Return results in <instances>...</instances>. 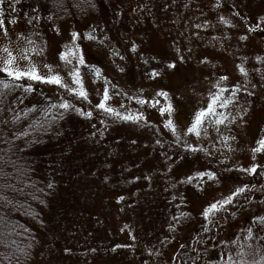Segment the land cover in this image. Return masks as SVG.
<instances>
[{"label":"rangeland","instance_id":"obj_1","mask_svg":"<svg viewBox=\"0 0 264 264\" xmlns=\"http://www.w3.org/2000/svg\"><path fill=\"white\" fill-rule=\"evenodd\" d=\"M50 1L41 0L39 4L21 0L16 4L15 0H4L0 3V20L5 21L12 39L9 44L0 36V46L27 49L26 41H16L17 34L22 33L37 45L46 44L48 62H53L54 54L62 51V46L69 41L70 32H90L96 40L80 42L87 63L99 67L121 93L137 95L143 89V98L150 99L156 91H167L176 106L174 119L181 126L207 95L205 76L228 74L230 83H245L235 69L241 62L237 57L248 58L245 67L252 83L257 84L258 95L247 97L244 91L239 93V106L233 112L249 107V115L246 123L239 122L240 126L232 127L231 134L237 138L232 147L236 151L227 153L217 143L218 151L210 155L208 161L202 157L203 153L198 159L189 154L191 163H175L179 161L175 153L182 150L175 147L169 134L157 131L162 129L163 121L156 109H141L152 127H145L143 121L138 126L112 122L104 117L108 124L106 130L105 125L100 124L101 116L95 111L90 121L74 114L68 119L66 129H59V134L39 152L41 173L45 179L56 183L57 191L38 231V243L29 264H176L175 252L179 245H188L200 230V207L246 182L250 187L255 186L250 194L249 208L241 216L222 222L221 232L214 233L229 241L239 235L243 243L242 230L248 226L254 210L258 209L260 214L264 212L263 197L248 178H239L235 171H223L225 165L220 164V160L224 158L223 152L231 156L229 167H249L257 161L264 164V153L257 154V161L251 159L250 153V149L257 146L256 141L264 137V94H261L264 89L259 88L260 77L254 71V68L264 70V65L254 60L257 55H264V23H261L264 21V0H220L223 5L220 9L213 7L216 0H114L97 13L90 9L87 14V10L79 14L78 19L63 15L62 20L59 17L48 21L43 17L51 13ZM33 8L39 11L34 13ZM237 12L240 15L233 16ZM219 15L236 26L229 28L218 23ZM34 16L42 19L29 24L28 20ZM8 20L17 23L8 24ZM256 25H259L257 31L249 33L248 28ZM53 27L59 28L60 35L55 34ZM240 35H248V40L239 42ZM133 42L138 46L136 53L128 50ZM189 48L191 52H188ZM176 49L184 55L183 63L179 61ZM114 50L125 59L121 61L114 56ZM204 58L216 65L215 69L199 63ZM34 59L41 64V57ZM144 59L149 62L145 64ZM169 62L177 63V69L164 72L155 80L145 75L153 68L163 69ZM118 67H123L124 72H119ZM82 71L90 99L95 104L98 102L97 90H103V78L94 84L88 70ZM247 86L251 88L250 84ZM44 91L54 96L49 88ZM160 99L163 104V98ZM121 102L132 112L140 109V105L129 102L123 95L115 96L110 104L119 109ZM81 106L84 111L92 110L87 103ZM157 139L163 148L155 143ZM198 146L211 148L212 142ZM163 152L172 156V160H166L161 155ZM210 162L220 165L221 171L215 169L222 178L220 187L208 182L204 191H198L196 184L202 182L194 185L179 183L198 169H214ZM173 184L175 188L171 187ZM120 196L124 199L118 202ZM181 196L185 199L181 200ZM180 211L191 212L193 219L178 226L174 234L176 239L168 243L166 237L173 235L168 232L171 218ZM149 252L153 254L150 256ZM157 252L161 254L156 255ZM212 255L215 257L217 252L213 251Z\"/></svg>","mask_w":264,"mask_h":264},{"label":"snow or ice","instance_id":"obj_2","mask_svg":"<svg viewBox=\"0 0 264 264\" xmlns=\"http://www.w3.org/2000/svg\"><path fill=\"white\" fill-rule=\"evenodd\" d=\"M4 0H0L3 3ZM19 4L21 0H15ZM90 7H95L91 4V0H87ZM13 12L17 9L13 5H9ZM72 7H82L79 3H74ZM214 8L220 9L223 7L220 0H216L213 5ZM34 13L39 9L33 8ZM66 11L65 0H52L51 14L43 19L53 21L58 19L60 14ZM2 15V13H0ZM240 13H233V16H239ZM42 17L34 16L28 20L29 24L38 22ZM218 23L226 25L229 28H234L229 19L223 15L217 17ZM8 24L15 25L16 20H8ZM207 24V22H205ZM264 23V21H261ZM210 26V25H208ZM195 27L201 28L202 25ZM259 25L248 28V32L252 33L257 31ZM56 35H60L59 28L53 27ZM39 36V33L36 34ZM0 36L6 39L9 44L12 43L11 36L4 20H0ZM197 38H199L197 36ZM107 39V38H106ZM216 40L215 37L212 38ZM229 39V37H224ZM24 40L29 46L27 49H22L19 46L15 49L8 45L0 46V236L9 239V242L4 245L15 257V264H22L21 256L25 259L23 264H29L27 257L31 255L29 249L34 247L32 242H29L26 247H21V242L12 237L21 235L18 226L11 224L9 213L18 211L17 204L19 198H31L33 201H39L40 204L44 200L38 194L48 196L54 193L56 185L52 180H48L43 187L38 186L37 182L32 179L36 173L35 162L26 159V149L41 143L40 134H47L55 130V125L58 120L64 118L65 113L74 112L76 115L91 120L93 118V111L101 116L100 124L105 125V130L108 124L104 117H108L112 122H124L140 125L143 121L145 127H152L149 124L147 117L143 110L147 108L156 109L162 118V129L169 134L172 143L177 149L176 156L179 161L175 163H191L188 157L189 154L194 159L199 158V154L203 153L204 156L213 155L216 149L215 145L221 144L227 153H234L235 148L232 147V142L236 141V136L232 135V127L240 126L239 122L246 123V117L249 115V107H242L239 111L233 112V109L239 106V93L244 91L247 97L257 96L255 91L257 84L252 83L249 78L250 73L245 65L248 63V58L237 57L241 62L235 65L238 74L244 78L245 83H230L228 74L209 75L205 76L208 81V92L202 102L195 108L185 125H179L174 116L176 114V106L173 98L167 91H156L154 96L150 99L143 98V89L137 95H129L128 93H121L111 81L104 76L102 70L95 65H90L86 60V53L81 46V41H95L96 37L89 33H81L73 30L69 33V41L66 42L62 51L54 54L56 59L53 62H48L47 59V45L42 43L37 45L36 42L22 33H18L16 41ZM248 40V35H240L238 41L243 43ZM214 46V44H213ZM132 53L138 51V46L133 42L128 49ZM192 49L189 48L188 52ZM226 51V49H224ZM178 59L181 63L184 62V55L176 49ZM231 55V53H228ZM114 56H118L121 61L125 59L120 55L118 50L113 51ZM41 57V64L35 62L34 57ZM154 59V58H152ZM255 63L264 65V55H257ZM149 61L144 59V63ZM160 62L157 61V64ZM199 63L209 65L215 69L216 65L211 64L207 59H201ZM178 65L175 62H169L163 69L159 71L153 68L145 75L150 80H155L167 71L177 69ZM43 69V70H41ZM82 69H87L88 74L93 77L92 83H97L103 78V90H97L98 102L92 104L90 99V92L86 86L85 74ZM119 72H124L123 67H118ZM256 74L259 75L261 83L260 89H264V70L261 68H254ZM251 85L249 88L247 85ZM40 85L48 86L49 91L54 93V96L49 98L43 96V99L38 101L32 106L22 107L25 103V97L37 94V87ZM42 92V90H41ZM264 94V93H261ZM123 95L129 102L140 105V109L132 112L125 103L119 104L117 107L111 106L110 101L115 96ZM163 98V104L161 99ZM182 99V97H176ZM87 103L91 106L92 110L84 111L82 107H76L77 103ZM120 109H123L121 111ZM95 128L96 125L94 124ZM214 133V135H213ZM59 134V133H57ZM103 135V132L100 133ZM205 142H212L211 148H204L201 145ZM136 143L135 140L132 141ZM161 148L164 145L159 139L155 141ZM256 147L250 149L251 159L257 161V154L264 153V137L256 141ZM161 155L170 161L172 156L163 152ZM224 157L220 160V164L225 165L223 171L237 172L244 175H253L257 169L264 166L260 162L252 163L249 167H229L228 161L231 156L221 153ZM169 172L172 167L168 166ZM145 179H150L145 177ZM196 182H202L196 184ZM208 182L220 187L222 184L221 175L215 169L212 170H196L194 173L187 174L185 179L180 180L179 183L183 185L196 184V190L204 191ZM175 188L176 185H171ZM167 190V189H166ZM255 190V186H251L246 182H241L239 186L229 189L227 193H222L220 198H215L200 207L198 217L200 218V230L192 237L190 243L186 246L181 243L179 247L192 253L188 256L185 264H210L215 260V264H264V214L253 213L252 219L248 221V226L242 230L241 236L235 239L226 240L221 239L218 235H208L212 233L213 228H219L224 221L225 213H228L229 208L240 197L245 200L249 199L250 194ZM260 191H264V185H261ZM124 197L120 196L118 202L123 200ZM176 197L173 196V200ZM185 197L181 196V200ZM264 203V202H262ZM179 205L177 208L179 209ZM243 210V208L241 209ZM231 215L236 216V211L233 210ZM34 220H39V214L33 216ZM193 219L191 212L180 211L179 215H173L169 224L168 232L173 234L171 238H167L168 243L176 239L174 235L178 226H182L185 221ZM27 232L28 229H24ZM35 240V237H32ZM38 243V241H36ZM165 243V241H161ZM211 244V248H209ZM117 247H120L119 245ZM115 251V248L112 249ZM67 252L68 250L65 249ZM216 251L217 255L213 257L212 252ZM153 253L149 252L151 256ZM161 253L157 252L156 255ZM12 257L5 256L4 259L8 260V264H12ZM207 257V258H205Z\"/></svg>","mask_w":264,"mask_h":264},{"label":"trees","instance_id":"obj_3","mask_svg":"<svg viewBox=\"0 0 264 264\" xmlns=\"http://www.w3.org/2000/svg\"><path fill=\"white\" fill-rule=\"evenodd\" d=\"M33 2H39L41 4V0H32ZM114 0H91V4H94L95 7H90L89 3L87 0H65V7L66 11H63L60 16L61 20L62 18L64 19L63 15L65 17H68L70 19H78L79 14H83L85 10L86 14L88 10L93 9L94 13L99 12L103 6H109V3ZM52 4V0L49 2ZM74 3H79L82 7H72ZM51 14V13H50ZM81 17V16H80ZM46 88H49L48 86L40 85L37 87V94L36 95H29L25 97V103L22 107H27V106H32L36 104L38 101L43 99V96H48L51 98L52 96L49 94V92L44 91ZM42 90V92H41ZM45 92V93H43ZM86 103V102H85ZM82 103H77L76 107H82ZM84 104V103H83ZM82 104V105H83ZM74 112H67L64 115V118L62 120H58L56 125H55V130L50 131L47 134H40V139L41 143L28 147L26 149L27 156L26 159L29 161L35 162V168H36V173L33 175L32 179L37 182L38 186L43 187L44 184L48 181V179H45V177L41 173V157H40V150L43 148V146L48 143L50 140L54 138V136L58 133L59 129H66V125L69 122L68 119L72 116H74ZM203 155V154H202ZM206 160L209 158V156H202ZM208 161V160H207ZM212 164V168L216 170H220L221 168L219 167L220 165H215L217 162H210ZM215 165V166H213ZM264 165V164H262ZM263 171H264V166L260 167L257 169V172L251 176H245L244 174L238 173V177L242 179H249V182L253 185H256L257 191L259 195L262 198V202H264V193L260 191V187L264 182V177H263ZM237 173V172H236ZM53 181V180H52ZM54 182V181H53ZM55 183V182H54ZM56 185V183H55ZM56 191H57V186L55 188V191L53 194L48 195V196H43V194H38L41 196V198L44 200L43 204H40L39 201H33L30 197L29 198H24L20 197L19 202L17 204L18 211H13L9 213L10 216V222L13 225L18 226V229L21 231V235L19 236H14L12 238L17 239L19 242H21V247H26V245L29 242H32L34 244V247L32 249H29V252L31 255L27 257L28 261L32 257V254L35 250V247L37 246V235L39 229L42 227L44 223V217L46 212L52 207L53 202L55 200L56 196ZM258 196V195H257ZM251 197H249L250 199ZM249 201L245 200L243 197H240L237 201L234 202V204L229 208L228 213H225V219L224 221L228 222L231 220L233 217L231 215L232 211H236V215L241 216V214L249 208ZM243 208V210H241ZM254 213H258V209L254 210ZM39 214V220H34L33 216L36 214ZM2 214V213H0ZM264 214V212L262 213ZM223 221V222H224ZM24 229H28L27 232H24ZM223 229V225L219 228H213L212 233H209L208 235H213L215 232L219 233ZM2 230V229H0ZM32 237H35V240H32ZM9 242L8 238H5L3 236H0V264H8V260L4 259L5 256L12 257L11 251H9L7 248L4 247L5 244ZM187 246V244H185ZM192 255V253L188 252L185 249L178 248V250L175 252V257H176V264H185V262L188 260V256ZM207 258V257H205ZM25 257L21 256V262L23 264ZM12 264H15V257H12ZM210 264H215V261H211Z\"/></svg>","mask_w":264,"mask_h":264}]
</instances>
